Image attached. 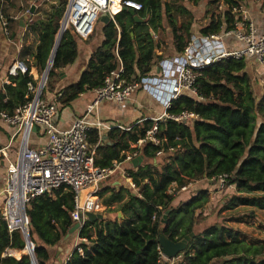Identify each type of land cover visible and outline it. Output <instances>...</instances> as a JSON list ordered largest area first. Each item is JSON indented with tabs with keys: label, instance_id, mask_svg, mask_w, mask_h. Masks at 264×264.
<instances>
[{
	"label": "trees",
	"instance_id": "obj_1",
	"mask_svg": "<svg viewBox=\"0 0 264 264\" xmlns=\"http://www.w3.org/2000/svg\"><path fill=\"white\" fill-rule=\"evenodd\" d=\"M35 2L37 0H28ZM142 4L143 11L136 12L139 23L128 12H121L102 28L103 41L90 56L78 82L58 89L61 73L73 66L79 58V39L73 32L63 34L54 58L42 99L54 94L58 110L71 106L79 97L104 86L106 78L120 67L127 79L155 76L158 73L159 46L152 31L169 30L177 54L184 51L191 40L195 15L185 4L165 0H133ZM199 6L204 0H183ZM247 0H207L208 24L199 34H221L224 27L234 28L233 9ZM56 2L44 10V16L24 21L26 30L38 38L32 55L39 75L47 69L61 29L68 0ZM47 3V2H46ZM27 11H32L31 4ZM26 11V12H27ZM24 43L26 36H24ZM25 49V50H24ZM29 49L23 46V53ZM24 58V56L22 57ZM25 62V61H24ZM26 63V62H25ZM246 60H225L203 72L197 83L201 102L191 96H182L174 102L169 113L178 115L185 111L199 115L194 124L170 120H141L130 129L114 128L99 143L97 129L88 133V143L96 147L95 164L98 168L122 163L132 147L157 128L159 145L145 143L140 150L142 164L131 167L125 174L135 189L129 193L124 207L130 216L123 222L105 223L104 220L87 221L80 233L87 243L75 249L66 264H159V231L173 242L195 234L181 264H264V245L249 244L242 239L241 231L217 223L203 229L202 222H209L211 215L202 217L209 203V190L204 189L188 202L173 208L176 195L169 188H179L200 181L216 185L220 175H229L236 194L226 199L224 208H253L264 212V102L256 101ZM16 87L6 86L8 94H0V112L13 114L27 99V85L37 84L30 75L10 77ZM61 94V96H59ZM259 106V107H257ZM255 109H258L255 111ZM162 152L161 156L158 153ZM110 189L100 193L103 196ZM125 189L113 195L115 201L124 199ZM179 192H177L178 194ZM55 196V198H53ZM74 210L73 194L55 191L51 195L36 198L28 207L30 239L35 247L38 264H53L51 249L59 244L74 227L71 212ZM168 223L162 224L169 212ZM156 215V219L153 217ZM12 250L13 256L7 253ZM29 247L19 232L10 234L0 213V264H32ZM17 258V259H16Z\"/></svg>",
	"mask_w": 264,
	"mask_h": 264
},
{
	"label": "built area",
	"instance_id": "obj_2",
	"mask_svg": "<svg viewBox=\"0 0 264 264\" xmlns=\"http://www.w3.org/2000/svg\"><path fill=\"white\" fill-rule=\"evenodd\" d=\"M3 2L5 0H0V28L5 37L12 40L10 22L1 10ZM124 9L141 12L143 6L133 0H68L61 25H64L65 32H73L80 41L84 42L95 32L101 15L108 14L114 21L115 16ZM233 14L236 17L233 29L227 30L224 27L221 34L209 36L192 35L181 54L162 63L164 73L162 77L127 79L124 77V68L120 62L119 69L110 73L104 86L93 91L96 98L88 106L85 116L77 119L68 129H58L55 124L58 106L42 99L48 77L44 74L37 84L29 83L26 98L31 100L16 109L13 114L0 112V120L15 128L13 139H18L20 144L17 161L8 167L5 197L1 208V216L7 224L9 233L19 232L25 238V233L30 232L27 215L30 204L36 198L63 189L73 194L74 210L71 212V218L74 225L79 224L76 232L80 236L86 222L89 221L87 214L97 215L102 210L98 199L101 185L119 171H123V163L137 159L145 143L159 145L155 127L148 132L145 139L132 146L135 151L128 153L124 162H114L109 168H98L95 164L96 147L89 145L88 133L91 129H97L101 143L104 130L118 128L107 126L100 121L97 110L103 102L123 105L135 93L146 91L163 104L164 113L156 121L170 120L194 124L199 120V115L196 113L185 111L171 115L169 111L174 102L182 96L205 101L199 95L197 83L206 69L231 59L236 61L252 59L264 66V35L257 37V29L243 6L234 8ZM27 15L31 17L30 11H27ZM30 22L32 19H29ZM228 37L235 38L241 47L227 50L225 39ZM27 73V65L20 60H16L8 71V75L14 78ZM35 128H41L48 138L47 144L40 150H34L30 146L31 135ZM161 154L162 152H159L158 156ZM230 179L227 174L218 176L214 180L217 189L222 191L235 188L230 184ZM191 187L192 184L182 188L173 184L169 188V193L176 195L177 192L189 191ZM155 219L156 215L153 217V220ZM80 241L87 243L86 239L80 238ZM78 250L82 253V249L78 248ZM158 252L159 264L184 262L183 254L169 259L163 254L160 246Z\"/></svg>",
	"mask_w": 264,
	"mask_h": 264
},
{
	"label": "crops",
	"instance_id": "obj_3",
	"mask_svg": "<svg viewBox=\"0 0 264 264\" xmlns=\"http://www.w3.org/2000/svg\"><path fill=\"white\" fill-rule=\"evenodd\" d=\"M38 2L41 3L48 2L50 3V5L56 4V2H51V0H37L35 2H31L30 4L31 6L33 5L36 6ZM242 6L244 7L250 21L254 23L257 29V37H261L262 35H264V0H247L244 2ZM3 9H5V6L3 7ZM26 14L20 13L18 10H13V9L6 12V15L4 14V16L10 22V28H11L10 32L12 35V40L7 39L0 28V94H7L8 99L13 98L14 96L8 94L6 86L16 87V84L10 80L8 71L11 65L16 60L26 62L24 63L27 65V67L30 68V75L34 78L36 83L45 74L44 72L43 75H39L38 70L34 67V58L32 55L36 51L37 44L35 46V49H26V53H23V46L25 45L27 47L26 45V41L28 38L27 34H29V32L26 30V25L24 23V21L29 18L28 15ZM159 31L160 32H156V33L152 31V35L156 37L157 40L156 43L160 45L159 49L157 50V56L162 58L157 62V66H159L157 68L159 69L157 75L155 76L162 77L164 76L161 67L162 63L168 62L169 60L173 59L179 54H177L174 49L172 35L171 33H169V30L168 31L159 30ZM199 31L200 29H196L195 27L193 28V33L195 35H200ZM158 33L160 34V36ZM24 36H26L25 43L23 41ZM102 41L103 38H101V40L98 43H95L93 45L92 43L89 45H85L89 47V49H79V58L77 59L75 64L73 66L67 67L61 73V77L57 85L59 87L58 89H62L66 86L78 82L80 75L85 70L86 64L90 59V56L101 45ZM225 47L227 50L231 51L240 48L241 45L236 41L235 38L228 37L225 39ZM23 56L24 58H22ZM253 62L256 63L255 61ZM77 64H79L78 67ZM95 98H96L95 93L93 91H89L81 95L78 100H76L71 104L70 107L63 110H61L60 108V110H58L57 112V116L55 119V124L58 127V129L60 130L68 129L74 124V122L77 119L84 117L87 112L88 106L91 103H93ZM54 99H55L54 94H48L46 102L55 104ZM107 108H109L108 113L104 114V109ZM129 108L132 111L131 114L136 113L138 111L139 113H142V115L144 116L140 117L141 115L139 114L140 116L138 117V119L133 120L131 124L125 123V117L128 114ZM115 111L117 112L114 113ZM163 113H164V109L161 101L157 97L151 95L149 92L146 91H140L138 93H135L131 97V99L123 105H118L112 102H103L98 109V117L100 121H102L107 126L119 127L122 129H130L134 125L141 123L142 119L156 121V119L160 118L163 115ZM93 116L95 117V114ZM15 132L16 130L14 127L7 125L0 120V213L5 197L8 167L9 165L15 163L19 156V147H20L19 140L13 139ZM107 132L108 130L103 131L102 142ZM47 141L48 138L44 134L43 130L41 128H38L36 131H33L31 135L30 146L32 149L37 148L36 150H40L43 146L47 144ZM133 162L134 160L130 163L122 164V169L124 173L132 166L134 167ZM124 173H122L123 175L117 173L110 182H105L100 187L99 194L106 189H110L109 192L104 194L103 197H107L111 195V199H109L106 203L103 204L101 203V200L98 198L102 210L97 215H100L102 219L99 220H104L105 223L108 222L114 223L115 221L123 222L130 216V214H132L130 211L126 212L124 209V207L130 200L128 192H131L130 190L128 191L127 189L128 181L127 179H125ZM130 184L133 187H135L132 184V181L130 182ZM123 188L127 189V190L125 189L124 192V199L122 201H115L113 199V195L116 193H120L123 190ZM129 189L131 188L129 187ZM99 194L98 196H100ZM53 198H55V196H53ZM176 207L178 206H175L173 208ZM70 239H72L71 243H69ZM82 243L85 242L80 241L79 234L77 232L70 231L69 234L65 236L59 244H57L54 248L51 249L52 263L66 264L67 262H69L75 249Z\"/></svg>",
	"mask_w": 264,
	"mask_h": 264
},
{
	"label": "rangeland",
	"instance_id": "obj_4",
	"mask_svg": "<svg viewBox=\"0 0 264 264\" xmlns=\"http://www.w3.org/2000/svg\"><path fill=\"white\" fill-rule=\"evenodd\" d=\"M165 1H169L175 4H178V3L182 4L183 2V4H185L188 8L192 9L195 15L194 27L196 29H200L208 24V20L206 18L207 0L202 1V3L199 4V6L193 5L191 3L189 4L187 1L184 2L183 0H165ZM30 3L31 2L28 0H5V2L1 4V10L5 15H6V12L10 11L11 9L18 10L20 13L26 14L27 13L26 11ZM4 6H5V9H3ZM50 6H51L50 3L48 2L39 6L37 10L38 11L37 16L34 17V14L31 16H33L34 18L43 17L44 10L49 9ZM102 28H103V23L99 21L93 35L85 42L79 41L80 49H89V47L85 45H89L91 43L93 45L95 43H98L101 40V38H103ZM169 33L171 32L169 31ZM27 37H28L26 41L27 47L29 49H35L36 44H38L37 43L38 38L31 33L27 34ZM155 41L157 40L155 39ZM247 63H248L247 71L251 78L252 89L255 93L257 103L261 105L264 102V66L258 63H254L252 59L247 60ZM79 64H77V67L79 66ZM108 110L109 108L104 109V114L108 113ZM256 110L258 109H255V111ZM116 112L117 111H115L114 113ZM131 112L132 111L129 108L128 114L125 117V123L131 124V122L133 120L138 119L140 115H141L140 117L144 116L142 115V113H139L138 111L133 114H131ZM97 115H98V110H97ZM33 149L36 150L37 148H33ZM118 173L122 174L124 173V171H121V172L119 171ZM124 177L128 181V186H127L128 191L130 190L137 194L138 191L135 189V187H133L130 184L132 180L131 179L128 180L125 173H124ZM112 178H109L106 182H110ZM129 187L131 189H129ZM204 189L209 190L210 194H209V203L206 206V209L202 212V217L203 218L208 217L211 213L212 215L210 216L211 220L209 222L207 221L205 223L202 222V226L200 227L201 229L207 226L213 225L215 223L219 225H226V226H229L231 228L241 231L242 239L248 242L249 244L264 245V212L257 210V209L245 208V207H238L233 210H227L226 208H224L226 204V199L236 194V188L225 189V190L220 191L217 189L216 185H213V183L210 185L208 182L200 181L198 183L192 184V187L190 188L189 191L179 192L178 194H176L175 201L173 202L172 207L179 206L180 204H184L188 202L192 197H194L198 193V191L204 190ZM103 196H98L102 204L106 203L109 199H111V195L107 197H103ZM71 241L72 239H70L69 243H71ZM11 251L12 250H9L7 251V253L15 257Z\"/></svg>",
	"mask_w": 264,
	"mask_h": 264
},
{
	"label": "water",
	"instance_id": "obj_5",
	"mask_svg": "<svg viewBox=\"0 0 264 264\" xmlns=\"http://www.w3.org/2000/svg\"><path fill=\"white\" fill-rule=\"evenodd\" d=\"M36 9V6L33 5L32 6V11L30 12L31 15L34 14ZM124 12H128L129 14H131L132 16H134L135 20L138 21L139 23H142L143 20L139 19V17L136 15V11L132 10V9H124ZM100 22H102L104 25L108 24L111 21V18L108 14H103L101 15ZM65 33V27L64 25H61V29L59 32V35L57 37L56 40V44H55V48L54 51L51 55V58L49 60L47 69L45 71V76L48 77L49 73L53 67V62H54V58L55 55L57 53V50L60 46V42L61 39L63 37V34ZM37 128L34 129V131H36ZM142 164V159L138 158L136 160H134L133 165L135 168H137L139 165ZM169 212H167L162 219V224L166 225L168 223V217H169ZM88 220L91 222H94L98 219H102V217L100 215H96V214H87ZM79 229V224L74 225L73 229L71 230V232H76ZM195 237V234L192 233L191 235L185 237V239L179 241V242H173L171 241L164 233V229H161L159 231V246L161 247L163 254L169 258V259H173L178 257L180 254L184 253L187 251L190 242L192 241V239ZM25 241H26V247H29V254L28 255H24V256H30L32 264H38L36 256H35V247L30 239V232H26L25 233Z\"/></svg>",
	"mask_w": 264,
	"mask_h": 264
}]
</instances>
